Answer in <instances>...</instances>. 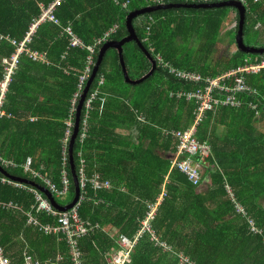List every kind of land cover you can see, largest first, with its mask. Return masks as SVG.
Masks as SVG:
<instances>
[{
	"label": "trees",
	"instance_id": "16d2710c",
	"mask_svg": "<svg viewBox=\"0 0 264 264\" xmlns=\"http://www.w3.org/2000/svg\"><path fill=\"white\" fill-rule=\"evenodd\" d=\"M53 1L0 0V33L23 39L42 7ZM177 2L202 3L174 0L164 4ZM242 4L243 43L264 48L259 44L264 42V0H242ZM152 5L157 4L150 0H59L53 10L58 22H42L29 44L44 61L22 56L12 77L4 107L7 116L0 117L2 158L17 164L29 162L32 170L61 188L64 122L89 55L85 49L71 48V36L65 30L70 27L91 45L117 25L106 42L119 41L128 35L127 14ZM238 23L235 7L161 9L133 18L136 37L156 64L153 74L135 86L124 82L117 51L109 49L104 55L82 108L83 120L86 103L103 79L100 94L92 102L88 131L82 139L81 121L73 149L76 172L84 158L89 177L98 174L100 180L111 182L110 189L97 192L87 187L86 200L79 207L83 220L104 227L80 240L84 264H106V253L116 248L113 232L134 236L138 220L146 213L145 201H155L163 184L167 196L159 205L153 227L168 249L156 247L145 236L130 251L127 264H180L178 255L194 264H264V70L244 76L252 92L234 94L238 108L218 106L197 126L198 141L207 143L211 152L201 160V183L194 185L171 168L178 142L165 130L193 125L196 103L178 99L175 93L194 91L203 84L179 80L157 62L159 58L174 68L214 78L242 66L246 59L263 61L264 56L237 49ZM222 41L229 55L215 59L213 54ZM14 51L7 39L0 38V80L4 75L1 59ZM122 55L131 80L151 70L136 41L124 43ZM97 58L98 54L96 62ZM121 127H127L126 137L116 134ZM68 156L64 166L68 192L63 197L51 194L59 206L70 203L75 192ZM4 169L11 177L45 186L21 167ZM226 186L232 190V201ZM7 201L22 209L3 208L1 203ZM34 203L30 191L0 183V242L6 255L11 252L18 258L12 264H21L25 250L41 264H54L57 256L62 257L59 264H71L62 240L26 225ZM235 203L262 234H254L241 212L235 211ZM35 215L42 223H55L46 213Z\"/></svg>",
	"mask_w": 264,
	"mask_h": 264
},
{
	"label": "built area",
	"instance_id": "2783aa9c",
	"mask_svg": "<svg viewBox=\"0 0 264 264\" xmlns=\"http://www.w3.org/2000/svg\"><path fill=\"white\" fill-rule=\"evenodd\" d=\"M155 4H161L165 1L174 0H150ZM177 1V0H176ZM183 1H197V2H213L221 0H183ZM242 2V0H240ZM59 0H54L49 3L46 7H42L41 15L39 18L34 19L29 25L23 39L11 38L8 35L0 33L1 39H7L14 47V53L9 57H3L1 59V65L3 67L4 75L0 80V117L7 116L4 109L6 97L9 91V86L12 82V77L19 67L22 56H25L32 61H44V56L37 51L29 48L33 36L40 24L46 20L53 23H57L58 20L53 16V10L58 4ZM126 3H123L125 6ZM117 25H112L105 33L96 38L91 45H86L81 38L73 34L70 27L66 28V33L70 34V45L71 48L85 49L89 52L86 60V66L83 75L80 78L78 90L74 95L71 105L70 115L64 122V136L61 141L62 143V164L63 169L61 170V188H57L48 178L42 177L38 172L31 169L29 162L24 164H17L14 161L6 160L0 155V164L4 168H22L26 172H30L40 178L45 184L47 190L52 194H56L58 197H63L68 192V179L65 171V163L67 162L68 145L75 129L76 114L78 108V102L81 99L87 83L92 75L93 68L95 67V57L98 54V48L107 40V38L116 31ZM147 29H149L147 27ZM160 65L168 70V73L179 80H184L190 83L203 84L202 88L194 91L183 92L179 91L175 93L178 99H186L187 101H193L196 103V111L194 113V122L189 128L186 129H173L165 131L167 135L177 139L178 146L176 153L171 157V168H176L183 174H185L188 180L194 185H199L201 182V167L196 158L208 157L211 152L209 145L200 143L195 136L197 126L204 121L206 114L213 111L218 106L223 107H234L238 108L240 103L234 99L235 93L250 92L251 90L246 86L244 76L246 75H257L264 70V60L257 61L253 59H246L244 64L234 70L219 75L217 77H205L197 72H189L180 70L170 66L161 59H157ZM231 82L233 84H231ZM103 84V79L99 81L98 88L92 93L90 99L86 103V115L82 121L83 130L81 137H86L88 131V122L90 117V111L92 102L100 94V87ZM252 92V91H251ZM82 155V151L80 152ZM81 194L79 201L71 208L65 211L56 210L49 201L44 198L36 189L29 188L21 182L10 179L9 177L3 176L0 173V182L9 184L18 188L29 190L34 197V206L32 207L34 213L28 212L27 224L34 226L41 234L47 236H55L59 240L65 243L68 255H70L71 264H84L82 258L83 253L80 247V240L89 234L90 231L97 229L98 224L92 223L90 220H83L79 214V207L82 202L86 200V188L90 187L94 192L101 189H110L111 182L109 180H100L98 174L93 177L87 175L86 162L84 158L80 159V167L77 172ZM226 192L231 197V201L234 199L231 188L226 186ZM167 196V190L165 184L161 185L160 194L155 201H145L146 213L143 218L139 219L137 231L132 238H128L122 234L114 237V243L119 249L118 253L107 254V264H127L128 255L130 251L137 246L140 240L145 236H149L150 240L155 243L156 247L161 249H168L164 242L159 241L156 232L153 227V223L156 219L159 205L164 201ZM235 211L241 212V215L246 219L250 229L254 234H262V231L255 227L253 219L248 217L242 207L235 203ZM46 213L47 215L55 218V223H42L35 214ZM180 264H194L188 258L180 256ZM62 257L57 256L54 264H59ZM0 264H10L8 258L5 256L4 248L0 242ZM24 264H40L34 261L30 256L25 257Z\"/></svg>",
	"mask_w": 264,
	"mask_h": 264
},
{
	"label": "water",
	"instance_id": "95a60500",
	"mask_svg": "<svg viewBox=\"0 0 264 264\" xmlns=\"http://www.w3.org/2000/svg\"><path fill=\"white\" fill-rule=\"evenodd\" d=\"M220 7L238 8L239 23H238V30L236 32V39H235L237 49L244 54L264 56V48L248 47V45H245L243 43L242 35H243V23H244L245 8H244V5L238 0H226V1H219V2H214V3H183V2L167 3V4L161 3V4L146 6V7H143L141 9L130 11L127 14L126 19H125V25H126V28L128 31V35L119 41H108V42L104 43L103 47L101 48V50L98 54L97 62L95 64V67L93 68L92 75H91V77L87 83V86L84 90V93L81 97V100H80L78 108H77L75 129H74V133L72 135L71 141H70V146H68V155H70L68 157H70V164H71V168H72V178H73L74 187H75L74 197H73V200L71 201V203L67 204L65 206H59L55 202L51 193L46 188L39 186L37 183H35L34 181H31L29 179L18 178V177H13V178L18 180V181L29 184L30 186H33L36 189H38L41 193H43L45 195V197L50 202V204L54 208H56L58 211H65V210L71 209L79 201L80 194H81V190H80V186H79V179H78V176H77V173L75 170V166H74L73 149H74V144H75L77 135L79 133L82 108H83V104L85 102V99L88 95V92L90 90V87H91L93 81L95 80V78L97 77V74H98L100 67H101V64L103 62V57L106 54V52L109 49H115L117 51L118 57H119V63H120L122 73H123L124 82L126 84H129L132 86L138 85V84L142 83L143 81H145L149 76H151L153 74V71L156 68V64H155V61L151 58V55L142 47V43L137 39L136 34L134 32V29H133V26H132L133 18H135L139 15L151 13V12L161 10V9H172V8L210 9V8H220ZM130 40L136 41V43L138 44V47L142 50V52L145 54L148 61L151 63V70L149 71V73H147L145 76H143L142 78H140L138 80H131L128 77V73H127V70H126V67H125V64L123 61L122 48H123L124 43H126ZM0 172L3 173L4 175L11 176L1 166H0Z\"/></svg>",
	"mask_w": 264,
	"mask_h": 264
},
{
	"label": "crops",
	"instance_id": "0c3cea01",
	"mask_svg": "<svg viewBox=\"0 0 264 264\" xmlns=\"http://www.w3.org/2000/svg\"><path fill=\"white\" fill-rule=\"evenodd\" d=\"M226 33H225V31H223L222 32V35H225ZM103 101H104V98H103ZM127 127H121L120 129H117L115 132H116V134H118V135H121V137H126L128 134H129V131L126 129ZM189 128V127H188ZM166 131V130H165ZM195 136H196V138H197V130H196V133H195ZM133 137H134V135H133ZM198 139V138H197ZM205 144H207V143H205ZM208 145V144H207ZM1 155V154H0ZM202 159H204V158H201V157H199V158H197V159H194L195 161H197L198 162V164L200 165V167H202V164H201V160ZM86 168H87V166H86ZM1 173V172H0ZM77 173V172H76ZM1 175H3V176H6V177H9L10 179H13V180H16V179H14L13 177H11V176H7V175H4L3 173H1ZM207 180V179H206ZM16 181H18V180H16ZM18 182H20V181H18ZM0 183H2V182H0ZM21 183H23L24 185H26L27 187H29L30 185L29 184H26V183H24V182H21ZM201 183V182H200ZM2 184H4V185H8V186H11V187H13V188H17V189H23V188H18V187H15V186H12V185H9V184H5V183H2ZM30 187H32V188H34V189H36L35 187H33V186H30ZM44 188H46L45 186H44ZM47 189V188H46ZM23 190H27V189H23ZM40 194H42L43 195V197L44 198H46L45 197V195L43 194V193H41L38 189H36ZM29 191V190H28ZM34 198V197H33ZM47 199V198H46ZM73 200V199H72ZM71 200V201H72ZM50 203V202H49ZM71 203V202H70ZM70 203H67V204H70ZM66 204V205H67ZM1 205H2V207L3 208H5V209H17L18 208V210H21L22 209V207L21 206H17L16 205V203H14L13 201H7V202H2L1 203ZM65 206V205H64ZM56 209V208H55ZM28 214V213H27ZM98 224V228L97 229H94V230H101V231H104V227H102V225L100 224V223H97ZM26 225L27 226H31L32 228H34V229H36L34 226H32V225H28L27 223H26ZM37 230V229H36ZM115 235H117V232H113V234H111V236H115ZM115 244V243H114ZM27 251L25 250L24 251V254H23V260H22V262H21V264H24V262H25V257L26 256H30L34 261H37V262H39V260L38 259H36L35 257H33L32 255H30V254H28V253H26ZM119 252V249L117 248V246H116V248H114V249H112V250H110V251H108L107 253H106V255H105V260H106V264H107V254H109V253H118ZM4 253H5V256L8 258V260H9V262H10V264H12L13 262H15V261H18V258L16 257V258H13V254L10 252V254L7 256L6 255V252H5V249H4ZM40 264H41V262H39ZM42 264H45L44 262L42 263Z\"/></svg>",
	"mask_w": 264,
	"mask_h": 264
},
{
	"label": "rangeland",
	"instance_id": "374dc122",
	"mask_svg": "<svg viewBox=\"0 0 264 264\" xmlns=\"http://www.w3.org/2000/svg\"><path fill=\"white\" fill-rule=\"evenodd\" d=\"M258 29H261L260 26H258ZM259 44H264V42H260ZM227 44L225 41H222V43L219 45V47L215 50V53L213 54V56L215 55V59H219L221 57H223V55H229V53L227 51H230L229 49H226Z\"/></svg>",
	"mask_w": 264,
	"mask_h": 264
},
{
	"label": "clouds",
	"instance_id": "9594fccd",
	"mask_svg": "<svg viewBox=\"0 0 264 264\" xmlns=\"http://www.w3.org/2000/svg\"><path fill=\"white\" fill-rule=\"evenodd\" d=\"M221 1H226V0H221ZM238 1H240V0H238ZM214 2H219V1H213V2H207V3H214ZM241 2V1H240ZM202 3H204V2H202ZM242 3V2H241ZM258 26H260L259 24H258ZM107 41V40H106ZM106 41L104 42V43H106ZM104 43L101 45V47H103V45H104ZM99 49H100V47H99ZM101 50V49H100ZM98 54H99V52H98ZM96 64V63H95ZM81 100V99H80ZM79 105V104H78ZM76 116H77V114H76ZM166 131H168V130H166ZM166 134V133H165ZM167 135V134H166ZM68 146H70V145H68ZM176 153V152H175ZM173 156V155H172ZM78 176V175H77ZM80 186V185H79ZM81 190V189H80ZM57 210V209H56ZM143 218V217H142ZM139 221V220H138ZM138 225H140V224H138ZM137 229H139V228H137ZM117 235H120V234H117ZM117 235H115V236H117ZM123 235V234H122ZM135 235V234H134ZM125 236V235H124ZM127 237V236H126Z\"/></svg>",
	"mask_w": 264,
	"mask_h": 264
}]
</instances>
